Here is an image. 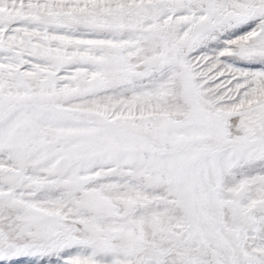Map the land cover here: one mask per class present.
Instances as JSON below:
<instances>
[{"label": "rangeland", "instance_id": "374dc122", "mask_svg": "<svg viewBox=\"0 0 264 264\" xmlns=\"http://www.w3.org/2000/svg\"><path fill=\"white\" fill-rule=\"evenodd\" d=\"M0 264H264V0H0Z\"/></svg>", "mask_w": 264, "mask_h": 264}]
</instances>
